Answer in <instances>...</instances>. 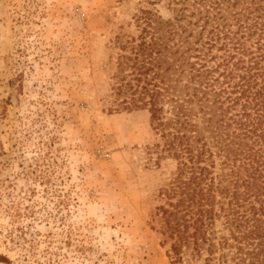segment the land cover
<instances>
[{
  "label": "rangeland",
  "instance_id": "rangeland-1",
  "mask_svg": "<svg viewBox=\"0 0 264 264\" xmlns=\"http://www.w3.org/2000/svg\"><path fill=\"white\" fill-rule=\"evenodd\" d=\"M178 1L0 0V264H206L169 252L157 208L178 162L162 157L148 110L114 111L111 91L130 53L119 39L140 35L141 10L176 24ZM222 4L236 30L238 9ZM185 5L182 23L203 25L199 0ZM212 55L215 66L225 51Z\"/></svg>",
  "mask_w": 264,
  "mask_h": 264
},
{
  "label": "trees",
  "instance_id": "trees-1",
  "mask_svg": "<svg viewBox=\"0 0 264 264\" xmlns=\"http://www.w3.org/2000/svg\"><path fill=\"white\" fill-rule=\"evenodd\" d=\"M204 1L203 25L182 23L187 0L177 2L176 24L140 11V35L118 41L130 53L119 55L112 78L114 111L148 110L162 157L178 162L157 208L172 257L180 262L192 249L207 253L206 264H264V0L210 1L203 15ZM224 2L238 9L236 30ZM192 24L201 27L193 44ZM215 47L225 55L212 66Z\"/></svg>",
  "mask_w": 264,
  "mask_h": 264
}]
</instances>
